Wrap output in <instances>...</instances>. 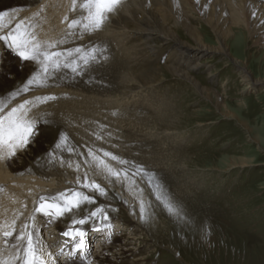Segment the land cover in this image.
I'll return each mask as SVG.
<instances>
[{
  "label": "rangeland",
  "instance_id": "374dc122",
  "mask_svg": "<svg viewBox=\"0 0 264 264\" xmlns=\"http://www.w3.org/2000/svg\"><path fill=\"white\" fill-rule=\"evenodd\" d=\"M24 1L26 0H22L20 4L12 2L1 7L0 14L5 15L3 18L5 21H0V24L6 22L14 11L25 15L26 11L38 5L39 8H44V15L48 18L51 10L63 7V3L61 4L63 0H38L33 4L22 3ZM77 4L78 9L73 19L84 15L80 9V1L77 0ZM62 7L60 9H65ZM5 10L10 11L8 16ZM110 17L105 24L109 22ZM35 18L41 21L30 28L29 32L41 45L55 44L56 47L50 49L51 51L77 47L82 49L96 47L100 51L97 53L96 62L82 72L74 74L70 70L58 71L49 77L47 86H30L25 92L19 90L27 84L37 65L32 61L22 60L3 40H0L2 56L0 71L6 72L7 77L11 78L12 73H8L11 68L24 69V74L20 75L18 80H11L0 87V100L7 104L5 110L13 107L16 101L29 98L34 93L36 97L37 95L55 97L45 102L39 101L40 108L34 107L43 114L39 118L35 135L28 144L35 146V141L42 138L43 149L37 152L33 160L24 163L20 172L11 174L12 180H0V202L10 200L13 204L16 203L15 210L17 208L16 211L19 213L17 216L20 218L18 220L22 223L28 207L36 208L41 196L49 197L71 190L82 191L92 196L94 203H82L79 209L53 220L58 221L63 227H69L73 218L79 219L87 216L90 211L103 208L108 215V221L119 223L118 227L121 230L117 235H122L119 242L121 244L111 250L113 253L111 251L105 253L109 256L112 254L116 262L123 264L138 258H141V262L137 260V264H264V93L260 90L242 92L243 85L236 71L230 65L228 68L220 58L221 60L214 59L216 62L213 60L214 71H217L216 79L210 81L206 74L201 72H198L197 76L201 84L221 90L223 99L234 113L233 117H223L222 112L207 103L208 101L187 81L173 75L151 82L152 85L135 88L131 95L130 92L115 95L112 94L115 92V85L106 81L112 80L118 74L127 76L129 70L141 72L144 67L153 69L161 66L163 60L157 63L155 61L129 63L114 48L110 35L99 37V31L103 28L81 35L82 29H68L70 19L66 16H62L59 21L62 30L55 29L53 25L52 29H55L53 32H56V35L45 36L42 30L44 26L48 27V19L45 20L38 15ZM24 24L27 27L33 25L28 21ZM115 31L113 28L111 35ZM5 32L7 34L3 36L9 33ZM79 38L82 42H79ZM240 51L244 60L248 61V69L253 76L263 77L264 52L255 51V47L248 41L243 44ZM112 61L120 66L117 72H112L114 75H109ZM105 66L107 67L103 72L105 74H100V67ZM83 77L87 79L82 80ZM101 77L106 81L103 82ZM64 80H70L74 87L85 91L82 94L89 96L101 82L109 90L103 92L107 94L104 98L110 100L120 98L117 106L98 100H91L92 103H89L87 99L89 105L87 112L77 111L76 108L75 114L68 112L69 118L72 117L68 120L75 124V127H80L79 132L72 134L74 140L66 136L69 134L66 128L67 121L61 120L60 113L53 111L56 106L69 107L72 99L78 98L70 95L69 91L60 92V89L65 87L57 83ZM18 91L19 94L14 99H9ZM32 108L30 105L29 112ZM36 109H33V112ZM109 110L117 113L115 120L105 113ZM90 111L93 112L89 113ZM34 116L35 114L31 116L28 114V119L32 120ZM62 116L68 117L66 114ZM84 124L86 128L83 132ZM115 126L118 128L121 126L119 132L115 131ZM62 135L67 137L66 144L61 143ZM57 144H60L59 148ZM89 150L102 158L104 152H109L128 161L126 165H119L105 158L114 168L126 169L129 173L128 179L123 176L120 179L108 178L106 173L97 169L88 155ZM13 159L20 163L19 159L15 157ZM85 175L89 182L95 181L100 184L107 194L100 195L98 192L83 188ZM158 195L161 196L160 200L157 199ZM165 199L189 223L207 230V232L203 230L211 239L207 245L196 243L179 222L160 214L161 201ZM141 202L146 212L143 217L148 216L144 217L145 221L140 218ZM9 212L10 209L7 210V213ZM37 216L44 221L45 216L39 213ZM185 221L182 220L186 223ZM100 222V218L96 217L81 227H89ZM123 244L127 245L124 248L125 254L119 249Z\"/></svg>",
  "mask_w": 264,
  "mask_h": 264
},
{
  "label": "bare ground",
  "instance_id": "6f19581e",
  "mask_svg": "<svg viewBox=\"0 0 264 264\" xmlns=\"http://www.w3.org/2000/svg\"><path fill=\"white\" fill-rule=\"evenodd\" d=\"M21 1L22 0H0V8L3 6H7L12 2L20 4ZM36 1L38 0H26L22 3L28 2V4H30L32 2L33 4ZM61 4L63 5V7H65V9H60V7H62L60 6L55 11L53 10H51V12L49 11L50 13L48 18H46V16L44 15L45 12L44 8H39L38 5L37 6L34 5L35 6L34 8H32L29 11H26L25 15L21 14L19 11L18 12L14 11L13 13L11 12L12 14L8 16V12L10 11L7 12L5 10L8 19H6L7 20L6 22H2V24L4 23L3 25L0 24V26L1 25L3 26L0 28V36L7 34L5 31L15 32V25L17 23H21L22 28L26 27L29 30L30 28L34 27L35 24H38V21H41L35 18L38 15L44 17L45 20L48 19L49 24L48 27L44 26L42 30V32L44 33L43 35L52 37L56 33L53 32L55 29L62 30L60 28L61 24L59 23L60 18L62 16H66L69 17L71 21L73 20L76 9H78L77 8L78 4L76 3L75 10L74 11L72 10L73 0H63ZM45 6L43 5V7ZM110 15L111 17L109 16L110 17L109 22L106 24L104 23L102 27L103 28L102 31H99V37L103 38V36L110 35L112 38L114 48L117 50V52L120 55H123L125 57L124 59L126 61H128L129 63H133V62L136 63V61L141 63H145V62L150 63L155 61V63H157V61L159 62V60H163V64L161 66L155 67L153 69H150V67H144L142 68L143 71L141 72H134L133 70H129L126 74L127 76H122L118 74L116 77L112 78V80L109 79L108 81H106V79H103L101 77L100 79H102L103 82L106 81L108 82V84L115 85L114 88L116 89L115 92L112 94L120 95L121 93L123 94V92H130L129 94L131 95L132 93L131 91L135 88L152 85L151 82H154L156 80H161L162 78L167 77L168 75H173L175 77L182 79L183 81H187L195 89V91H197L201 96H203L204 99L208 101L207 103L211 104L213 107L220 110L222 112L223 117L230 118L234 116V113L231 112V109L228 107L227 102H225V100L223 99L224 97L223 94L221 93V90L213 88V86L210 85L209 87L201 84L199 77L197 76V73L201 72L206 74V78L209 79L210 81L216 79L217 71H214L213 67L215 65L213 64V60L214 59L218 60L220 58L224 61V63L226 64V66H228V68L230 65L232 69L236 71V74L239 76L240 82L243 85L241 90L242 92L245 91L252 92V91L260 90L261 93H264V76L263 77L253 76L251 71L248 69L249 68L248 61L244 60L242 53L240 51L243 44H245L246 41H248L250 45L255 47V51L264 52V0H122V4L120 5V7ZM3 21H5V19ZM26 21L32 23L33 25H29V27H27L28 26L27 23V26H25L24 23ZM53 25L55 28V29L53 28L54 30L52 29ZM113 28H115L116 33L114 32V34L111 35V33H113ZM79 42H82L80 38H79ZM244 56H246V54ZM214 62L216 61L214 60ZM110 65L112 66L109 68V75L110 74L114 75L113 73L117 72L120 65L117 62H113V64ZM101 67L99 69L100 74L105 72L107 69L106 66L103 68ZM3 69H5V66ZM23 71L24 69L17 70L15 68H11L8 73H12L11 75L12 77L9 78V76L7 77V73L6 72L4 73L1 70L0 87L11 82V80L20 78L21 77L20 75L24 74ZM104 74L105 73H103V75ZM106 75H108L107 72ZM83 78L84 79L82 80L87 79V77H83ZM120 78L122 79L119 80ZM57 84H62L65 87V89H60V92L61 90H66L67 92L68 91L70 92V95L73 94L74 96H78V98L75 99L71 98L72 103L71 105H69V107L60 105V107L56 106L53 109V111L60 113L59 117H61V120L67 121L66 128L67 130H69V134H66V136L68 135L70 139L73 140H74L72 135L73 132H79L78 128L80 127L77 126L75 127L74 126L75 124H72V122L68 120L69 118L68 112L71 111L74 113L75 108L77 109V111L79 110L81 112L84 111L87 112L89 109V105H87V101H86L87 99L89 103L91 102V100L92 101L98 100L101 103H107L111 106L113 104L117 106L118 103L117 101L120 99L119 98L117 100V98H114V100H110L108 98H104V96L107 94H103V92L109 90H107V87L101 82L97 84V88L93 89L94 92L91 91V93H93L91 96L87 94L86 95L82 94L85 91H83V89L81 88L78 89L77 87H74V85L71 83L70 80L69 81L64 80L63 82L61 83L58 82ZM88 91L89 90H86V92ZM46 94L48 95V93ZM39 96L40 95H37V97ZM35 98H36V94L34 93L29 98H23L19 101H16L13 107L18 106L20 103H23L25 100L32 101L33 104L31 106L33 108L30 110L28 114L29 116L35 114L32 120L35 121L37 125L38 124L37 120L39 121V118L42 116L43 113H40L38 109L34 108V107L40 108L41 106L39 105V101H37ZM11 108H9V110L8 109L5 110V114L7 111H10ZM33 109L36 110H34L33 112ZM92 112L90 111L89 113ZM105 113L109 114L111 118H114V120L115 118H117L116 115L117 113L115 114L113 110L105 111ZM62 114L64 115L66 114L68 117L64 118ZM70 118L72 119V117ZM82 119L84 120L85 118ZM91 122L94 124L93 120H91ZM76 124L78 125L80 123H76ZM117 126H115V131L117 130V132H119L118 129H120L121 126L119 128ZM85 128H86L85 124L82 125L83 132ZM35 142H36L35 146H32L33 144L32 145L28 144L25 148L18 149L14 156L10 158L6 157L4 159H0L1 181L12 180L11 178L13 177H11V174L20 172L23 167V164L29 162L30 160H33L37 152L40 151V149H43L44 142L42 138L36 140ZM14 157L19 159L20 163L14 160L13 159ZM2 197L5 198L4 195ZM4 201L0 202V229L8 228L14 222L15 230L18 233L24 228L25 225H27L28 231L34 234L35 239L41 245L42 251L45 254V258L47 260V264H60L58 263L57 257H55L49 245L50 244L52 245V243L57 241V239L59 238V234H57V232L56 233L54 232L56 230L58 231L64 230L67 227H63L59 225L58 221H54L53 219H49L48 217L47 218L45 217L44 221L41 222L42 220L38 219L40 217L37 216L38 213L35 211L34 206L31 208L28 207L29 210L27 209L28 212L25 213L27 215L23 217V222L21 223L18 220L20 218H18L17 216V214H19L16 211L17 208L15 210L14 205L16 203L13 204L12 203L13 201L10 202V200H7L5 202ZM19 203L21 204V202ZM161 203H162V205H160L161 208H159L161 209L160 214H165L167 215L166 216L167 219H170L175 222H179L180 225L183 226L185 231L189 232L191 239L193 238L196 243L198 242V243L206 244L207 242H210L211 240L210 237H208V234L207 233L205 234L204 232V231L207 232V230L200 229L196 224L189 223L187 219H185L184 216L180 214L179 215L170 214L167 208L165 207L164 202L161 201ZM8 209H10L9 213H7ZM22 212L24 213L25 211ZM144 217L147 218L148 216H144ZM144 217L143 218L140 217L141 220L145 221ZM182 220L183 221L186 220L185 221L186 223L182 222ZM159 223L161 224L162 222ZM99 224L101 223L95 224V226ZM103 224H108V221H106ZM161 227L164 228L162 225ZM43 228H45V230L47 231H44L42 233L41 230ZM109 230L112 231V227ZM116 232L117 229L115 233ZM121 236L122 235H117V234L114 235L113 238L110 241H106V243L102 245L103 248L97 252H93L92 250H89V252L86 251L87 260H90L91 264H123V263H119L118 261L116 262V260H114V257L111 253L110 254L112 256L111 255L109 256L108 253H105V251L109 252L111 250H114L116 247H118V245L121 244L119 243L121 240L120 238H122ZM14 242L15 241L13 238L12 240L9 241L7 245H5L3 237L0 236V258H8L14 253L15 250L12 247V244ZM126 246H127L126 244H123L122 247H119V249H121V253L123 254L126 253V250L124 249ZM103 249L104 251H102ZM137 260L141 262L140 261L141 258H138L135 261L133 260L126 264H137L136 263ZM83 264H86L85 260H83Z\"/></svg>",
  "mask_w": 264,
  "mask_h": 264
},
{
  "label": "snow or ice",
  "instance_id": "6c2138e0",
  "mask_svg": "<svg viewBox=\"0 0 264 264\" xmlns=\"http://www.w3.org/2000/svg\"><path fill=\"white\" fill-rule=\"evenodd\" d=\"M76 3L77 0H73V11L76 8ZM121 4L122 0H80V9L84 15L71 20L68 23V28L70 30L82 29L81 35L85 32L98 31L103 27L109 15L114 13ZM2 20L3 15L0 14V21ZM0 40H3L22 60L32 61L37 65L34 74L27 81V84L23 89L19 90L25 92L29 90L30 86H47L49 77L58 71L70 70L74 74L82 72L85 68L96 62L97 53L100 51L96 47L91 49L77 47L64 51H51L50 49L56 47L55 44L41 45L32 33L29 32L28 28H22L21 23L15 25V32L9 31L8 35L0 36ZM19 91L12 94L9 99H14L19 94ZM35 99L45 102L55 99V97H36ZM32 104V101L25 100L18 106L12 107L5 114L7 104L5 101L0 100V159L14 156L16 151L25 148L35 135L36 122L28 119L29 106ZM66 142L67 137L62 135L61 143L66 144ZM59 147L60 144H57V148ZM88 155L97 169L106 173L108 178L116 177L120 179L123 176V178L128 179V171L126 169L118 170L114 168L108 162V159L115 161L119 165H126L128 161L109 152H104L103 158L97 156L92 150H89ZM140 170L142 171V169ZM82 187L98 192L100 195L107 194L100 184L95 181L89 182L87 175L84 177ZM157 199L160 200L161 196L158 195ZM163 202L170 214L179 215V211L168 200L165 199ZM82 203H94V198L82 191L71 190L56 193L49 197H39V203L35 211L49 219H58L72 212L74 209H79ZM144 213L145 207L141 202L142 218ZM96 217H99L102 223L108 220V215L104 212L103 208H97L94 211H90L87 216L79 219L73 218L68 230L63 233L65 237H69L73 242L72 251L69 252V256H72L73 252L76 255L83 253L81 259L85 260L86 264H91V261L87 260L86 232L82 227L77 226H84ZM0 236L3 237L5 245L13 238L15 241L12 244L15 250L14 253L8 258H0V264H47L41 245L35 239L34 234L28 231L27 225L17 233L13 222L8 228L0 229ZM60 254H63V249H61Z\"/></svg>",
  "mask_w": 264,
  "mask_h": 264
}]
</instances>
